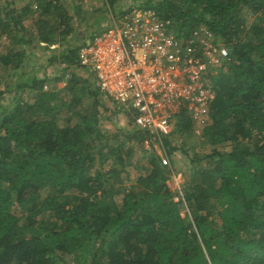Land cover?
<instances>
[{
  "label": "trees",
  "instance_id": "trees-1",
  "mask_svg": "<svg viewBox=\"0 0 264 264\" xmlns=\"http://www.w3.org/2000/svg\"><path fill=\"white\" fill-rule=\"evenodd\" d=\"M65 1L0 0V264H264V0L138 4L186 43L201 45L195 33L211 40L210 31L229 50L208 73L215 93L201 127L208 150L174 143L173 134L197 129L182 108L163 137L164 156L145 149L154 136L131 111L126 126L101 127L103 112L121 108L80 65L88 39L69 37L85 10ZM117 2L93 1L89 20L135 8ZM37 48L49 53L52 73L29 65ZM67 73L62 89L45 90ZM178 150L188 164L176 161ZM178 170L184 182L173 189L168 179Z\"/></svg>",
  "mask_w": 264,
  "mask_h": 264
},
{
  "label": "built area",
  "instance_id": "built-area-1",
  "mask_svg": "<svg viewBox=\"0 0 264 264\" xmlns=\"http://www.w3.org/2000/svg\"><path fill=\"white\" fill-rule=\"evenodd\" d=\"M207 34L211 40L197 31L194 39L201 45L188 44L154 10L136 8L112 15L107 29L92 34L78 51L79 63L94 73L96 87L111 106L131 111L135 125L162 141L182 108L199 132L209 122L215 93L208 73L229 50ZM150 140H145L148 148Z\"/></svg>",
  "mask_w": 264,
  "mask_h": 264
},
{
  "label": "rangeland",
  "instance_id": "rangeland-1",
  "mask_svg": "<svg viewBox=\"0 0 264 264\" xmlns=\"http://www.w3.org/2000/svg\"><path fill=\"white\" fill-rule=\"evenodd\" d=\"M28 1L29 0H15L17 6H22L25 3H27ZM78 1L82 5V8L85 10V14H84L85 20L81 22L80 27L77 29L76 38H74L73 36L69 37V42H71V40H72L73 44H78L79 42H82L83 40H87L92 35V33L96 32L98 29H100L99 32L107 29L110 25V22L107 19H110L112 16V14L110 12V15L109 16L107 15L105 20L104 19H102V20L98 19L97 21L95 20V22L92 20H89V18L91 16L92 5H93L92 3L95 0H78ZM97 1H98V3L101 2V0H97ZM65 2L68 3L67 1H65ZM142 2H143L142 0H118L117 3L119 6V9L126 10L130 6H134L135 7L134 9L140 8V7H138V4H141ZM113 15L117 16L114 13H113ZM53 47H55V46H53ZM35 51H36V57H32L34 60H31L34 63H30L29 65L32 66V64H34L36 67L40 68V71H39L40 76L42 74H44L45 71L49 74L52 73L51 68L46 69V67H47L46 57H48L49 53L45 50V48H37V49H35ZM82 72L86 74L85 70H83ZM214 72H216V70ZM1 74L2 73L0 72V76H1ZM68 76H70L69 73H67L66 76L61 78L60 81L46 83L47 87H44L45 90H52L53 88H56V90L62 89L67 82ZM7 80H8L7 82L12 83L15 80V78L12 77V78H9ZM4 85H5V83L1 84V82H0V88H3ZM23 92H24L23 89H21L19 91L20 94ZM9 93L10 92L6 93V96H8V97L12 96V93L11 94H9ZM29 97L31 99H34L36 97V92L31 91V93L29 94ZM126 110L127 109L121 108V110L116 111L114 114L112 113V111L103 112L102 113L103 117L101 119V127L105 131L111 133L112 131L113 132L116 131L121 126H126L127 119L129 117L124 112ZM197 128H198V126H197ZM199 129H200V127H199ZM172 130H173V128L171 129L170 133L172 132ZM201 134H202V128L200 129V132L198 131V129H196L195 133H193V134H185V135L173 134L172 137L174 139L173 141H175L174 143H176V142L180 143L182 141L187 142L188 143L187 146L191 149V152L193 150H196L197 152H203V151L208 150V147H204L201 144V141H202V135ZM163 145L164 144L162 141H154L153 145L150 143V148H152V147L155 148V150L157 151L158 154L163 155L164 154ZM144 147H145V149H150L145 144H144ZM174 158L176 159V161H180L181 163L178 162L180 164H185V163L188 164V162H189V160H187V159L185 161L183 159H181L180 150L177 151ZM168 182L170 183V185L173 189L181 188V186L184 182V177H183L182 172L180 170H178L176 172L174 171L171 174V178L168 179ZM176 199H178V196H176ZM182 213L183 214L185 213V208H183Z\"/></svg>",
  "mask_w": 264,
  "mask_h": 264
},
{
  "label": "crops",
  "instance_id": "crops-1",
  "mask_svg": "<svg viewBox=\"0 0 264 264\" xmlns=\"http://www.w3.org/2000/svg\"><path fill=\"white\" fill-rule=\"evenodd\" d=\"M90 37H91V36H90ZM90 37H89V38H90ZM89 38H88V39H89Z\"/></svg>",
  "mask_w": 264,
  "mask_h": 264
}]
</instances>
